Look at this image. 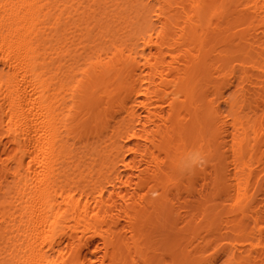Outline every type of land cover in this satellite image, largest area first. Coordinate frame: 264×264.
I'll use <instances>...</instances> for the list:
<instances>
[{"label":"bare ground","instance_id":"obj_1","mask_svg":"<svg viewBox=\"0 0 264 264\" xmlns=\"http://www.w3.org/2000/svg\"><path fill=\"white\" fill-rule=\"evenodd\" d=\"M111 2L0 0V264H149V229L264 264V180L246 156L264 135V0H158L157 25L145 0ZM196 153L209 173H188ZM199 175L227 203L184 213ZM171 239L172 260L150 264H219Z\"/></svg>","mask_w":264,"mask_h":264},{"label":"rangeland","instance_id":"obj_2","mask_svg":"<svg viewBox=\"0 0 264 264\" xmlns=\"http://www.w3.org/2000/svg\"><path fill=\"white\" fill-rule=\"evenodd\" d=\"M106 2H110V3H113V2H111L112 0H105ZM114 1H116V2H119L120 3V6L119 7H122V6H124V7H129V8H131V4H130V2H126V0H114ZM223 0H218V3H220V2H222ZM103 2H104V0H103ZM145 2H148L150 5H153V9L155 10L153 13H152V21H154V25H157L156 23H157V19H158V17H157V12H158V7H159V3H158V0H145ZM114 8V7H113ZM131 12V15L133 16L131 19H133L134 18V20H136V11H134V10H131L130 11ZM126 15H128V13H126ZM138 24L136 23V24H134V25H132V26H130L129 27V30H128V28H124L123 29V31H126V33L128 32V31H133L134 29H132L134 26H137ZM130 31V32H131ZM126 33H124V35H126ZM147 53H150V48L149 49H147ZM215 75V74H214ZM144 81V80H143ZM224 106V105H223ZM136 109L138 110L137 111V116H136V121H135V123H136V125L138 126V127H140L141 126V123H142V121H144V119H145V111H144V109L143 108H141L138 104H137V106H136ZM253 110V109H252ZM252 110L248 107V108H246L245 109V113L250 117V116H254V112L252 113ZM260 112H262V110H260ZM243 113V112H242ZM244 114V113H243ZM261 128V127H260ZM264 131V130H263ZM136 142V140H130V141H128L127 142V146L129 147V146H132L134 143ZM248 145V147H246V156H247V160H248V163L250 164V166H251V168L252 169H254V174H255V176H259V177H262L263 179L262 180H264V135H260L259 136V138L258 139H256L255 138V135H254V133L253 132H251V134H250V139H249V143L247 144ZM133 157H134V154H133V152H131V151H129L128 150V148H126L125 149V158H126V160L127 161H132L133 160ZM218 159H220V157L218 158ZM218 159H216V161H218ZM221 161V160H220ZM220 161H218V162H220ZM217 162V163H218ZM206 166V165H205ZM204 166V167H205ZM210 166H212V164H209L207 167H206V170L204 171V168L202 167V168H200V170L205 174V172L207 173V171H208V173L210 172V170H211V168L212 167H210ZM199 170V168H195V170L194 171H196V170ZM210 169V170H209ZM199 170V171H200ZM118 171L121 173V175L123 176V177H126V176H128L127 175V173L129 174V175H131V174H133L134 173V171L132 170V169H126V167L124 166V165H122V164H119L118 165ZM200 171V172H201ZM190 175V174H189ZM191 175H194V174H191ZM243 173L241 172V171H238L237 172V177L238 178H243ZM206 182H208L207 180H205L204 178H203V176H201V175H199L196 179H195V185H194V189H193V187H191V191L190 190H186V189H183V195H182V197L180 198V200L179 201H177V200H175V202H176V206H179L180 204H182L183 206H186V207H183L182 209H181V211L182 212H186L187 210H188V206L187 205H189V204H191V203H195L196 201L199 203H201V205H202V207L203 208H205V207H209V206H213V207H219V205L220 204H224V203H227V202H224L223 200H224V194L225 193H223L222 192V190H221V188H218V189H216V188H212V187H210V188H208L209 186L207 185V183ZM117 185H120V182L117 180ZM207 185V186H206ZM114 190V187L112 186V185H109L108 186V191H107V194H115V192L113 191ZM201 192H202V194H204V197L203 198H201ZM184 224V223H183ZM182 223H180V224H178V225H176V229H173V230H169V233L171 232V234L173 233L174 234V232H176V231H178L179 229H180V227H182V225H183ZM160 230H162V229H160ZM159 229L157 230V231H160ZM202 232H203V236H205V234H206V236H207V234H208V232H205V231H203V230H201ZM162 232H164V233H162ZM165 232L166 231H164V230H162L161 232H153L151 235H150V229L148 230V232H147V235L148 236H146V238H148V239H146L145 238V240H144V242H146L147 240V242L149 243V241L151 242V245H150V243L148 244V248H149V246L151 247L152 245H155L154 246V249L152 248V249H148L147 248V255H146V257H145V259H146V261H145V263H147V262H149V264H150V262L151 261H149V258L150 259H152V262L154 263H156V258L155 257H158V259L159 258H166L167 259V261L169 262V261H171L172 260V255L171 254H173L174 252H176L177 250H179L180 249V245H179V249H178V245H174V244H172L173 246H177V250L176 249H174L175 247H170V249L172 250H175L174 252H173V250L171 251L170 249H166L167 251V253L166 252H163V251H165V249H162L164 246L166 247V246H172L169 242H171V241H169L171 238V240L173 241V239L175 240V239H178L177 240V242L175 243V241L173 242V243H175V244H177L178 242H180L179 240H180V238H185V239H187L188 237H190L191 238V236H192V233H184V235H182V236H185V237H180L178 234H172L171 236V238H168L167 239V236L169 235L167 232V234H165ZM205 232V233H204ZM164 234L165 235H167V236H164ZM186 234H187V237H186ZM190 234H191V236H190ZM153 235V236H152ZM170 236V235H169ZM208 236H210L209 234H208ZM165 237V238H164ZM174 237V238H173ZM211 237H212V235H211ZM214 237V236H213ZM213 237H212V240H213ZM190 238H188L187 239V241L189 242V240L190 241H194V239H190ZM208 238V241L206 242V243H208L209 241H210V237H207ZM215 238V237H214ZM184 239H182L181 241L182 242H180V243H183L184 241H183ZM202 239L200 238V240L198 239L197 241L195 240L194 242V245H192V243H187V249L189 248V249H191L192 248V246L194 247H196V245L197 244H199V245H201L200 247H202V245L204 244V246L206 247L207 246V248H205L204 246V249H206V250H204L205 252H204V255H205V258H204V262H210V261H213V260H217V262H219V264L225 259L224 257H220V256H217V254H215L214 252H215V249L213 248V247H216L217 246V244H218V242H217V244L214 246V244L212 243V242H210V243H212L211 244V246L209 245V243H208V245H206V243H203V242H205V241H203V242H201V244L200 243H198V241L200 242ZM162 241L164 242V241H168V243H165V244H167V245H164V243H162ZM187 241H185V242H187ZM226 240H223L222 242L224 243ZM97 244H101L99 241H97L96 242ZM160 243H162L161 244V246H160ZM203 243V244H202ZM214 243H216V240H214ZM184 245L186 244V243H183ZM182 244V245H183ZM190 244H191V247H190ZM212 245H213V247H212ZM159 246V247H158ZM163 246V247H162ZM169 246L168 247H166V248H169ZM208 246H210L211 248H208ZM146 247H147V244H146ZM162 247V248H161ZM160 248V249H159ZM187 249H186V251H187ZM188 249V250H189ZM153 250V251H152ZM157 251V252H156ZM168 251H169V253H170V255H169V253H168ZM171 251V252H170ZM182 251V250H181ZM207 251V252H206ZM154 252V253H153ZM159 252V253H158ZM173 252V253H172ZM179 252V251H178ZM151 253V254H150ZM163 253V254H162ZM181 253H183V252H181ZM180 253V254H181ZM101 254H102V252H100L99 254H98V256L99 257H101ZM150 254V255H149ZM165 254V255H164ZM167 254V255H166ZM98 256H96V257H93V259L95 260V262H96V264H99V262H100V258H98ZM89 257H91V254L89 255ZM181 262H180V261ZM179 260H178V262H180L181 264L182 263H184V264H190V263H188V261H186L184 258H183V255H181L180 256V258H179ZM179 263V264H180ZM175 264H177V263H175Z\"/></svg>","mask_w":264,"mask_h":264},{"label":"clouds","instance_id":"obj_3","mask_svg":"<svg viewBox=\"0 0 264 264\" xmlns=\"http://www.w3.org/2000/svg\"><path fill=\"white\" fill-rule=\"evenodd\" d=\"M191 160L196 164V167H198V168H202L208 163L206 155L205 154L201 155L200 153L194 154L191 157ZM194 170L195 169H192V170L188 171V173H192V172H194Z\"/></svg>","mask_w":264,"mask_h":264}]
</instances>
